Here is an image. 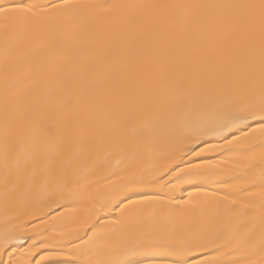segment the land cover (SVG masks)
<instances>
[{
    "label": "snow or ice",
    "instance_id": "6c2138e0",
    "mask_svg": "<svg viewBox=\"0 0 264 264\" xmlns=\"http://www.w3.org/2000/svg\"><path fill=\"white\" fill-rule=\"evenodd\" d=\"M53 261L264 264V0H0V264Z\"/></svg>",
    "mask_w": 264,
    "mask_h": 264
},
{
    "label": "bare ground",
    "instance_id": "6f19581e",
    "mask_svg": "<svg viewBox=\"0 0 264 264\" xmlns=\"http://www.w3.org/2000/svg\"><path fill=\"white\" fill-rule=\"evenodd\" d=\"M213 158H218V157H213ZM188 190H191V189H188ZM37 223H38V221H37ZM52 264H55V261H53Z\"/></svg>",
    "mask_w": 264,
    "mask_h": 264
}]
</instances>
